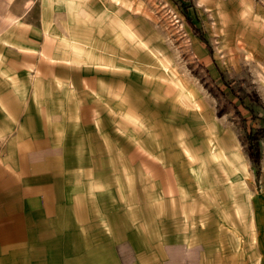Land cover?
<instances>
[{
    "label": "crops",
    "instance_id": "1",
    "mask_svg": "<svg viewBox=\"0 0 264 264\" xmlns=\"http://www.w3.org/2000/svg\"><path fill=\"white\" fill-rule=\"evenodd\" d=\"M115 1L0 0V264H264V151L210 99L166 115L164 76L105 50L133 43Z\"/></svg>",
    "mask_w": 264,
    "mask_h": 264
},
{
    "label": "rangeland",
    "instance_id": "2",
    "mask_svg": "<svg viewBox=\"0 0 264 264\" xmlns=\"http://www.w3.org/2000/svg\"><path fill=\"white\" fill-rule=\"evenodd\" d=\"M92 3L96 8V1ZM115 6L118 15L120 9H124L127 19L128 14L132 16L133 43H110V47L104 48L130 57L129 62L136 68L142 66L151 79L156 74L164 76L166 115L180 110L184 124L191 118L207 120L208 103L201 100L210 99L219 116L213 118L228 120L238 132L246 152L248 134L259 130L262 160L264 0H116ZM83 44L87 47L81 51L96 61V43ZM199 125L202 123L196 120L194 129ZM257 174H260L259 169ZM257 184H263L260 178ZM150 198L155 199L156 194L150 193ZM212 211L219 219L221 209L217 207ZM196 214L198 223L194 225L197 228L194 233L200 237L203 231L209 232L210 225L199 222L204 216L203 209H196ZM219 228L213 224L215 235L219 234ZM214 242L221 243L220 240ZM236 243L229 241L233 248ZM261 243L260 249L264 251V241ZM258 258L213 256L202 258V264L254 263ZM260 258L264 263V256ZM208 259H213V263Z\"/></svg>",
    "mask_w": 264,
    "mask_h": 264
},
{
    "label": "trees",
    "instance_id": "3",
    "mask_svg": "<svg viewBox=\"0 0 264 264\" xmlns=\"http://www.w3.org/2000/svg\"><path fill=\"white\" fill-rule=\"evenodd\" d=\"M248 139V153L254 166L258 168L261 160V149L259 146V130H255L254 132L248 134Z\"/></svg>",
    "mask_w": 264,
    "mask_h": 264
}]
</instances>
